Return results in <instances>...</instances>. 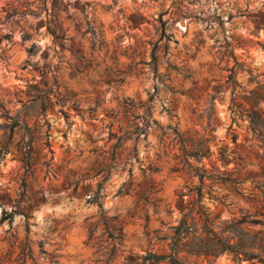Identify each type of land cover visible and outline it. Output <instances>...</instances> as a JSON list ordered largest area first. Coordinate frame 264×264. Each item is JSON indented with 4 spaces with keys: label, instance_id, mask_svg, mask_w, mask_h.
<instances>
[{
    "label": "rangeland",
    "instance_id": "obj_1",
    "mask_svg": "<svg viewBox=\"0 0 264 264\" xmlns=\"http://www.w3.org/2000/svg\"><path fill=\"white\" fill-rule=\"evenodd\" d=\"M0 106L21 121L0 129V264L23 242L25 264L167 255L197 186L184 161L255 177L222 220L264 213V0H0Z\"/></svg>",
    "mask_w": 264,
    "mask_h": 264
},
{
    "label": "trees",
    "instance_id": "obj_2",
    "mask_svg": "<svg viewBox=\"0 0 264 264\" xmlns=\"http://www.w3.org/2000/svg\"><path fill=\"white\" fill-rule=\"evenodd\" d=\"M52 16V14H51ZM49 34L53 40L58 37L54 31H50ZM24 36L22 41H26ZM36 46L32 44L28 53L32 54ZM0 112L3 117H6V111L0 106ZM153 123H155L153 121ZM21 121L19 118H13L10 124H1L0 129H7L5 133H8L9 138L13 135L15 127L19 126ZM26 151L22 152L21 162L24 167L29 169L30 162V145H25ZM8 153V143H5L0 148V162L5 158ZM184 157L193 158L196 163H200V158H194V156L184 153ZM184 165H187L188 171H192L189 178H195L197 186L193 189H188L186 194H180L188 196V203L185 207V212L181 213L180 219L177 224L170 227L171 235L166 238L170 241L169 253L167 255H157L155 253L148 252L142 258V264H185V260L189 258L200 259L204 257L208 259L207 264H212V258H216L223 254L231 256L232 260L237 263L243 261L256 262L264 264V213H256L252 216L247 214H240L238 218L232 217L227 220L220 218L222 208L228 209L231 206V202L228 201L230 195L247 198V200H254L252 193L244 194L237 189L245 181L255 179L250 175L241 177L238 172H225V171H206L203 167L191 168L186 161ZM262 177V176H261ZM264 179V177H262ZM258 183H261L258 182ZM263 183V182H262ZM213 186L223 187L229 194L216 196L213 195ZM203 188L207 189V196L209 201L217 206L221 207V210L213 214L202 203ZM261 194H263L261 192ZM12 213L8 215L6 220L10 218ZM10 222V221H9ZM254 227H260V229L254 230ZM27 231V230H26ZM165 238H162L164 240ZM27 248L26 242L20 244L19 261L20 264H25L26 255L25 250ZM183 252L182 259L179 254ZM30 253V251H28ZM28 256V255H27ZM31 259V255L28 256Z\"/></svg>",
    "mask_w": 264,
    "mask_h": 264
}]
</instances>
